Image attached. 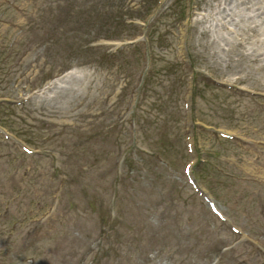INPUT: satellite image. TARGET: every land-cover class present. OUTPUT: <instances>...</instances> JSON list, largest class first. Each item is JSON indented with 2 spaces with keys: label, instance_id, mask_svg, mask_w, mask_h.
<instances>
[{
  "label": "rangeland",
  "instance_id": "obj_1",
  "mask_svg": "<svg viewBox=\"0 0 264 264\" xmlns=\"http://www.w3.org/2000/svg\"><path fill=\"white\" fill-rule=\"evenodd\" d=\"M151 1L0 0V264H264V0Z\"/></svg>",
  "mask_w": 264,
  "mask_h": 264
}]
</instances>
